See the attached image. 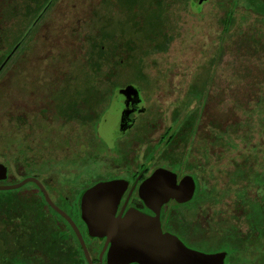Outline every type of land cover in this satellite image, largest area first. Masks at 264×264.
Listing matches in <instances>:
<instances>
[{
  "label": "flooded vegetation",
  "instance_id": "obj_1",
  "mask_svg": "<svg viewBox=\"0 0 264 264\" xmlns=\"http://www.w3.org/2000/svg\"><path fill=\"white\" fill-rule=\"evenodd\" d=\"M58 2L59 0L7 1L8 11L4 16L12 21L21 19L24 32H18L17 36L12 32L2 35L5 42L0 44V69L6 62L9 64L27 44L32 43L38 49L44 46L46 29L54 24L53 21L58 22L63 17H57ZM96 4L90 12L89 27L93 36L89 37L86 57L81 56L83 66L89 65L91 70L94 49L104 52V66L107 68L111 67V61L115 62L117 59L119 65L130 61L132 51L126 50L130 45H109L102 38V32L107 30L108 24L104 14L106 0H100ZM17 8L23 9L19 15ZM52 17L58 19L51 20ZM54 26V29L59 27L63 30L60 22ZM33 33L34 37L30 39ZM39 35H43L42 44L37 39ZM54 42L52 39L48 40V45L56 46ZM111 50L118 51L113 58ZM61 56L68 59L80 57L75 48ZM30 62L31 60L25 61L22 54L14 63L28 68ZM63 63L62 72L49 75L53 77L52 83L61 88L67 85L62 80L68 82L77 78L75 75H60L66 72L65 67H73L68 60ZM123 78L110 74L101 77L96 75L94 82L97 83L88 92L89 98H85L86 103L88 102L85 115L77 121L73 112L69 116L71 125L65 127L70 128L72 123H77L82 131L88 132L83 137L85 140L89 137L90 129L81 126L80 122L95 124L93 104L99 103L102 96L105 97L106 103L99 112L97 123L109 125L110 148L115 150L117 142L120 146L118 155L105 169L114 174L113 177L95 181L92 174L83 173L77 182L68 180L69 187L60 188L54 187L55 172L48 171L41 174L42 179L31 176L10 183L7 181L10 177L9 166L1 162L8 169V178L0 181V185H14L27 178H35L42 184L52 203L65 214L62 215L47 202L36 183H27L33 185L30 189L24 188L27 184L17 189L21 190L26 199L40 202L37 209L29 214V229L25 233H19L22 234L20 236L24 246L19 247L22 251L17 255L24 259L23 264H194V261L185 257V251L203 255L204 264H264V141L253 144L247 132H240L242 125L239 123L230 130L227 127L223 130L218 112L213 124L210 122L207 127L203 118L208 94L200 104L191 102L193 91L204 96V91L195 85L189 91L182 111L173 115L168 129L151 145L148 135L143 139L139 135L138 124L134 121L135 116H143L145 112L146 100L143 99L141 90L144 84L124 81ZM140 78L148 80L144 76ZM60 83L64 84L59 85ZM33 96L38 100L35 102L41 103L39 112L49 122L57 125L65 122L64 115H53L56 107L50 98L47 100ZM90 100L94 102L90 104ZM82 104L80 102L79 106ZM49 105L53 106L52 113L49 112ZM44 110L46 114L43 113ZM177 114L179 117L176 118ZM182 120L184 123L180 122ZM261 122L264 124V116ZM137 127L139 132L135 131ZM212 127L214 133L210 132ZM229 131L235 132L234 138H231ZM193 150L197 152V157ZM228 153L231 155L228 156ZM115 160L120 161L119 165L115 164ZM159 169L174 173L178 184L185 177H191L195 183L192 199L186 202L170 199L161 206L148 204L143 198V185ZM113 181H123L128 186L115 208L112 204L103 205L108 212L104 214L106 227L100 236V232L90 230V225L84 218L83 197L97 184ZM126 218L131 219L126 221ZM12 236L13 239L17 237Z\"/></svg>",
  "mask_w": 264,
  "mask_h": 264
},
{
  "label": "rangeland",
  "instance_id": "obj_2",
  "mask_svg": "<svg viewBox=\"0 0 264 264\" xmlns=\"http://www.w3.org/2000/svg\"><path fill=\"white\" fill-rule=\"evenodd\" d=\"M7 1L0 0L1 45L5 42L3 34L12 32L17 36L18 32H24L21 19L12 21L4 16L8 11ZM99 1L59 0L57 17H63H52L51 20L58 19L63 30H60L61 25L54 29V24L57 26L58 22L53 21L54 24L46 29V43L43 42V35L37 37L41 44L44 43L43 47L38 49L32 43L27 44L0 69V163L9 166L11 178L7 181L10 183L31 176L42 179L41 174L48 171L55 172L54 187L60 188L69 187L68 180L77 182L83 173L92 174L95 181L110 179L114 175L105 169L118 155L120 146L117 142L115 150H112L108 138L109 125L97 123L99 112L106 103L104 96L99 103L93 104L95 124L80 122L81 126L90 129L89 137L84 140L88 132L82 131L77 123L65 128L71 123L69 116L73 112L77 121L85 115L88 104L85 98H89L88 92L97 83L94 82L96 74L93 66L91 70L89 65L83 66L81 56H85L89 37L93 36L89 27L90 12ZM171 1L166 14L167 32L172 37L168 51L143 55V47L147 45L142 47L141 43L136 45L128 41L136 43V29L143 22L145 11L136 8L135 14L121 0H106L104 14L108 24L102 38L109 45H130L133 48L126 47V50L135 49L132 54L137 59L134 63L127 61L112 66V70L103 66L98 76H123L124 81L144 84L141 90L146 100L145 112L143 116L134 117L140 132L138 127L135 131L142 139L148 135L151 145L168 129L173 115L182 111L188 93L195 85L204 91V96L193 91L191 102L200 104L208 94L203 118L207 127L210 122L213 124L218 112L223 130L226 127L230 130L239 123L242 125L240 132H247L253 144L264 141V124L261 122L264 116V10L260 2L245 5L243 0ZM17 9L18 15L23 12L22 8ZM229 13L234 16V21L227 31L224 21ZM32 37L34 33L30 39ZM94 37L97 38V35ZM51 39L56 46L48 45ZM73 48L80 57L68 59L61 56ZM22 54L25 61L31 60L28 68L14 63ZM65 60L73 67H65L66 72L60 75H75L77 78L68 82L62 80L67 85L61 88L52 83L53 77L49 75L61 71ZM138 66V71L149 81L137 75L135 69ZM33 95L39 99L50 98L56 107L53 115H64L65 122L59 125L49 122L39 112L41 103L35 102L38 100ZM259 95L262 96L260 100ZM90 101V104L94 102ZM80 102L83 103L81 106ZM48 108L52 113L53 106ZM43 113L46 114V111ZM210 132L214 133L213 127ZM229 133L234 138L235 132ZM193 154L198 156L194 150ZM119 162L117 160L115 164L119 165ZM45 184L50 187L48 182ZM24 188L30 189L33 185L27 184Z\"/></svg>",
  "mask_w": 264,
  "mask_h": 264
},
{
  "label": "trees",
  "instance_id": "obj_3",
  "mask_svg": "<svg viewBox=\"0 0 264 264\" xmlns=\"http://www.w3.org/2000/svg\"><path fill=\"white\" fill-rule=\"evenodd\" d=\"M182 1L173 0L171 2ZM186 1V0H183ZM241 1V0H240ZM245 5H252L253 2H260V7L264 10V0H243ZM125 2L129 9L134 12L136 8L144 12L143 22L137 26V40L136 43H141L143 55H150L154 53L167 52L171 44L172 37L168 34V24H167V11L170 5L169 0H121ZM136 14V12H134ZM148 16V17H147ZM234 21V16L229 13L224 21L225 30H229ZM129 43H134L132 40ZM128 43V44H129ZM130 47V46H128ZM133 48V47H130ZM132 53H135V49H130ZM95 50V57L93 59V69L96 75L101 74V69L104 66V52ZM111 50V56H116L117 52ZM133 55V54H132ZM136 56H132L130 61L134 63ZM130 63V64H131ZM119 61H111L112 66H118ZM129 64V65H130ZM136 65V64H135ZM140 66L136 67L137 75L142 76L138 71ZM199 93V92H197ZM207 93V92H206ZM186 114V113H185ZM179 117L178 114L176 118ZM175 118V121H176ZM184 123V120L180 121ZM0 264H23L24 259L18 256V252L22 251L21 248L24 246V242L21 239L22 234L25 230L29 229L27 221L29 220V214L32 213L34 209H37V205L40 203L37 200H28L23 196L21 190L12 191H0ZM44 203V202H43ZM12 235H17L15 239Z\"/></svg>",
  "mask_w": 264,
  "mask_h": 264
},
{
  "label": "water",
  "instance_id": "obj_4",
  "mask_svg": "<svg viewBox=\"0 0 264 264\" xmlns=\"http://www.w3.org/2000/svg\"><path fill=\"white\" fill-rule=\"evenodd\" d=\"M7 178L8 169L5 165L0 163V181H5ZM29 182L36 183L40 187V189H42L47 202L56 211H58L62 215H65L52 203L42 184L35 178H27L22 182L14 185H0V191L17 190L22 188ZM127 186L128 184L123 181L99 183L84 195V218L90 225L91 231L100 232V236H102V232L106 227L104 225V214L108 212L103 205L112 204L115 208ZM194 190L195 183L191 177H185L178 184L177 176L174 173L165 169H159L143 185L142 194L143 198L148 204H156L157 206H161L162 204L168 202L170 199H176L179 202L189 201L193 197ZM129 219L131 218H126V221H128ZM143 219L147 220V218ZM185 257H187L191 261H194V264H204L205 261L204 256L196 252L185 251ZM207 261H210V259H207Z\"/></svg>",
  "mask_w": 264,
  "mask_h": 264
}]
</instances>
